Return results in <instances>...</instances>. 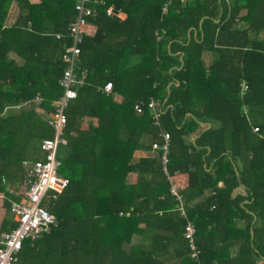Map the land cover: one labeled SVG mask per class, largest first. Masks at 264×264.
<instances>
[{"label": "trees", "instance_id": "trees-1", "mask_svg": "<svg viewBox=\"0 0 264 264\" xmlns=\"http://www.w3.org/2000/svg\"><path fill=\"white\" fill-rule=\"evenodd\" d=\"M78 1L0 0V190L2 179L20 177L23 162L42 156L40 141L53 136L39 111H52L62 93L61 55L73 41L68 23ZM13 2L18 14L8 25ZM88 5L94 12L86 20L96 29L79 44L77 75L84 73L85 82L66 110L67 142L58 155L69 184L49 200L56 225L24 240L19 263L264 260V0ZM109 7L125 18L108 14ZM150 97L162 108L160 127L145 105ZM161 129L170 136L169 173L187 174L180 189L186 217L169 192L160 151L152 149L153 141L162 142ZM146 148L155 153L135 160L134 151ZM129 173L137 174L135 182L127 181ZM187 220L195 227L197 259L184 236ZM15 226L7 216L0 233Z\"/></svg>", "mask_w": 264, "mask_h": 264}, {"label": "built area", "instance_id": "built-area-1", "mask_svg": "<svg viewBox=\"0 0 264 264\" xmlns=\"http://www.w3.org/2000/svg\"><path fill=\"white\" fill-rule=\"evenodd\" d=\"M88 1L79 0L77 2V17L74 21L68 23V31L73 41L64 48L61 55V59L66 63L60 79L62 93L53 101L52 111L45 114L46 121L53 128V136L40 141L39 151L42 152L41 158L35 159L30 165H25L26 172L22 181L24 184L23 189L13 190L9 186L4 189L9 194L18 197V200L12 199L9 201V211L13 215L16 226L9 231L0 233V264H18V256L24 240L34 241L44 234H48L52 226L57 223L55 215L49 210V200L55 199L57 194L61 193L69 184V178L59 171L61 160L58 157V148L67 142L64 137L67 123L66 110L70 102L77 96L76 87L85 82L84 73L78 76L77 71L80 55L79 44L82 37L88 34L89 31L86 17L94 12L92 7L88 5ZM224 1L228 3L230 0ZM107 13H116L119 16V13L115 12L112 7L107 9ZM60 36L56 34L57 38ZM156 36L157 38L160 37L158 33H156ZM247 87V83L243 81L241 83L242 93ZM111 90L112 84L107 82L105 91L109 92ZM35 100H40V97L36 96ZM145 105L152 112L153 123L160 127L159 118L162 114V108L158 105V100L150 97ZM135 108L138 112L142 111V107L139 104H136ZM253 131H258V127L254 126ZM160 136L162 142L153 141L152 149L160 151L159 157L162 172L170 183L169 192L177 201L176 208L179 214L186 217L183 195L176 183L175 175L170 174L168 171L170 136L163 129L160 130ZM2 182L3 184L6 183L5 178L2 179ZM0 196L2 197L3 195L0 194ZM194 233V224L187 220L184 227V236L189 241L191 257L197 259L199 250L193 240Z\"/></svg>", "mask_w": 264, "mask_h": 264}, {"label": "crops", "instance_id": "crops-1", "mask_svg": "<svg viewBox=\"0 0 264 264\" xmlns=\"http://www.w3.org/2000/svg\"><path fill=\"white\" fill-rule=\"evenodd\" d=\"M30 2H38L39 0H29ZM10 10L8 11V18H7V21H6V24H11L13 23V21L15 20L17 14H18V5L16 4V2H13L11 5H10ZM119 18L123 19L125 18V14L124 13H119ZM87 29L89 30L88 31V34L90 35H93L94 32H95V29L96 27L92 24H89ZM162 32H164V30H162ZM158 33V32H156ZM155 33V34H156ZM160 35L159 38H157L158 40L161 38V33H158ZM264 35V33L262 34ZM193 36H197V31L196 30H193ZM203 58H204V61L206 62V64H209L212 60V53L208 50H205L203 52ZM122 99V97L120 95H117L116 96V100L117 101H120ZM26 104H23L22 106H24ZM40 114H42L43 117H46V113L48 111H45V110H40L39 111ZM191 139L193 138L190 137ZM147 142L146 144L149 145V137L146 138ZM155 153V151H153L152 149H138V150H135L134 151V159L137 160L141 157H148V156H151ZM32 162L30 161H25L23 162V172H22V175H21V178L20 180L17 182L18 184L16 185H13V184H10L9 182L6 181L5 179V184H4V189L6 186H9L11 187L13 190H22L23 189V179H24V176H25V172H26V168H25V165H30ZM130 179V183L132 182H135L136 181V178H137V174L136 173H129L127 175V179ZM175 180H176V183L177 185L179 186L180 189L184 188L186 185H187V174H183V173H176L175 176H174ZM128 181V180H127ZM3 183V182H2ZM220 184V183H219ZM3 190H0V194H2L3 196L1 197L0 196V226H1V223H2V220L5 218V217H9L11 220H13V215L11 214V212L9 211V204L12 199L13 200H18V197L14 196L13 194H9V192H6ZM239 190H242L241 188H238ZM237 189V190H238ZM5 202H8V206L6 207L4 205ZM8 212L11 214V215H8ZM14 221V220H13ZM18 264L19 263V256H18ZM257 264H264V260L263 259H260V260H257Z\"/></svg>", "mask_w": 264, "mask_h": 264}, {"label": "rangeland", "instance_id": "rangeland-1", "mask_svg": "<svg viewBox=\"0 0 264 264\" xmlns=\"http://www.w3.org/2000/svg\"><path fill=\"white\" fill-rule=\"evenodd\" d=\"M9 10H10V9H9ZM10 57L15 58L16 56H15L14 54H10ZM39 153L42 154L41 151H39ZM58 155H60V157L62 156V148H61V146L59 147V154H58ZM40 157H41V156H38L37 158H40ZM20 178H21V176L18 177L17 179L10 180L9 183H10V184H13V185H16V184H18L17 182L20 180ZM127 180H128V182H130V179H129V178H128ZM236 192L244 193L243 190H239V189L236 190ZM8 215H11V214L8 212Z\"/></svg>", "mask_w": 264, "mask_h": 264}, {"label": "water", "instance_id": "water-1", "mask_svg": "<svg viewBox=\"0 0 264 264\" xmlns=\"http://www.w3.org/2000/svg\"><path fill=\"white\" fill-rule=\"evenodd\" d=\"M263 247H264V245H263Z\"/></svg>", "mask_w": 264, "mask_h": 264}, {"label": "clouds", "instance_id": "clouds-1", "mask_svg": "<svg viewBox=\"0 0 264 264\" xmlns=\"http://www.w3.org/2000/svg\"><path fill=\"white\" fill-rule=\"evenodd\" d=\"M75 99V98H74Z\"/></svg>", "mask_w": 264, "mask_h": 264}]
</instances>
